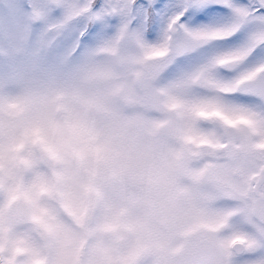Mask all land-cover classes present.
I'll list each match as a JSON object with an SVG mask.
<instances>
[{"label": "clouds", "instance_id": "1", "mask_svg": "<svg viewBox=\"0 0 264 264\" xmlns=\"http://www.w3.org/2000/svg\"><path fill=\"white\" fill-rule=\"evenodd\" d=\"M9 10L0 0V17ZM88 11L87 0H69L41 37L43 56L0 42V81L12 85L0 89V258L234 264L245 246L235 227L264 220V108L221 113L213 104L228 85L215 69L224 63L259 94L264 62L218 57L169 77L171 49L146 42L125 54L131 28L69 52L64 41ZM261 43L264 34L252 40Z\"/></svg>", "mask_w": 264, "mask_h": 264}, {"label": "snow or ice", "instance_id": "2", "mask_svg": "<svg viewBox=\"0 0 264 264\" xmlns=\"http://www.w3.org/2000/svg\"><path fill=\"white\" fill-rule=\"evenodd\" d=\"M88 20L78 32L64 41L78 49L116 30L131 28L145 42H155L172 50L166 74L180 77L190 70L220 57L252 64L264 62V43L252 40L264 34V0H87ZM26 23L39 19L44 31L66 17L69 0H33ZM53 30V29H52ZM192 38L204 43L191 47ZM215 77L228 85L219 90L213 106L229 114L245 107L264 108V91L257 94L237 85L240 79L230 67L216 66ZM196 94L206 89L192 85ZM202 115L207 113L202 112ZM264 215V210H260ZM235 230L244 241L234 264H264V220L242 221ZM0 264H11L0 258Z\"/></svg>", "mask_w": 264, "mask_h": 264}, {"label": "rangeland", "instance_id": "3", "mask_svg": "<svg viewBox=\"0 0 264 264\" xmlns=\"http://www.w3.org/2000/svg\"><path fill=\"white\" fill-rule=\"evenodd\" d=\"M33 0H9L10 10L7 16L0 17V42L7 39L11 44L19 47L22 45H30L35 48L36 54L39 56L44 55L43 48L41 47V37L46 34L39 19L33 18L31 23H26V14L31 12L30 5ZM53 25H49V31H51ZM106 36L95 39L91 42H100L104 40ZM146 42L141 38L134 37L126 45V55L130 58H136L138 56V50L145 47ZM75 48L68 50L69 52H75ZM5 49L0 47V55H3ZM3 70V65L0 64V71ZM27 70V64L21 65V71ZM11 88L12 85L5 84L0 81V89ZM156 101L150 97H144L141 101L142 106L151 108V111L155 112L157 109L154 107ZM225 227H228L226 224Z\"/></svg>", "mask_w": 264, "mask_h": 264}]
</instances>
